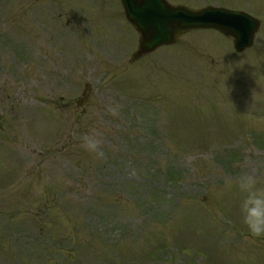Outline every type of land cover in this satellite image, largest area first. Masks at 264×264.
<instances>
[{
    "label": "rangeland",
    "instance_id": "obj_1",
    "mask_svg": "<svg viewBox=\"0 0 264 264\" xmlns=\"http://www.w3.org/2000/svg\"><path fill=\"white\" fill-rule=\"evenodd\" d=\"M168 1L247 11L254 44L130 62L119 0H0V264H264L236 186H264V0Z\"/></svg>",
    "mask_w": 264,
    "mask_h": 264
},
{
    "label": "water",
    "instance_id": "obj_2",
    "mask_svg": "<svg viewBox=\"0 0 264 264\" xmlns=\"http://www.w3.org/2000/svg\"><path fill=\"white\" fill-rule=\"evenodd\" d=\"M127 19L140 33L139 48L132 55L135 60L159 45L174 42L192 28H215L234 38L238 51L252 42L257 22L242 12L207 7L200 11L172 8L165 0H121ZM88 89L85 88L84 96Z\"/></svg>",
    "mask_w": 264,
    "mask_h": 264
},
{
    "label": "clouds",
    "instance_id": "obj_3",
    "mask_svg": "<svg viewBox=\"0 0 264 264\" xmlns=\"http://www.w3.org/2000/svg\"><path fill=\"white\" fill-rule=\"evenodd\" d=\"M101 140L96 136L85 137V147L98 157L103 156L99 149ZM239 199L238 212L242 224L254 237H264V186L253 175H242L237 181Z\"/></svg>",
    "mask_w": 264,
    "mask_h": 264
},
{
    "label": "trees",
    "instance_id": "obj_4",
    "mask_svg": "<svg viewBox=\"0 0 264 264\" xmlns=\"http://www.w3.org/2000/svg\"><path fill=\"white\" fill-rule=\"evenodd\" d=\"M167 178L172 181V178L169 175H167Z\"/></svg>",
    "mask_w": 264,
    "mask_h": 264
}]
</instances>
